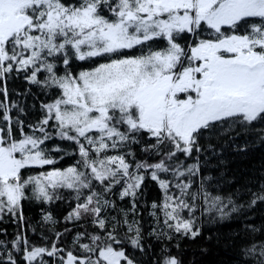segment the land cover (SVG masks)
<instances>
[{"label":"snow or ice","instance_id":"1","mask_svg":"<svg viewBox=\"0 0 264 264\" xmlns=\"http://www.w3.org/2000/svg\"><path fill=\"white\" fill-rule=\"evenodd\" d=\"M0 264H264V0H0Z\"/></svg>","mask_w":264,"mask_h":264}]
</instances>
